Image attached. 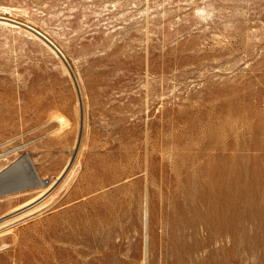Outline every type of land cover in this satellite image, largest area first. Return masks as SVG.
Masks as SVG:
<instances>
[{
    "label": "rangeland",
    "instance_id": "rangeland-1",
    "mask_svg": "<svg viewBox=\"0 0 264 264\" xmlns=\"http://www.w3.org/2000/svg\"><path fill=\"white\" fill-rule=\"evenodd\" d=\"M0 17V264H264V0Z\"/></svg>",
    "mask_w": 264,
    "mask_h": 264
},
{
    "label": "bare ground",
    "instance_id": "bare-ground-1",
    "mask_svg": "<svg viewBox=\"0 0 264 264\" xmlns=\"http://www.w3.org/2000/svg\"><path fill=\"white\" fill-rule=\"evenodd\" d=\"M10 7V6H9ZM8 7V8H9ZM25 11V10H24ZM9 18H5V17H0V23L4 24V25H11V23H9ZM14 24V23H13ZM17 26V25H15ZM4 27V26H3ZM7 27V26H6ZM9 28V27H8ZM14 29V28H13ZM17 31H19L18 29H16ZM20 32V31H19ZM25 33V32H24ZM22 34V33H21ZM32 34V33H31ZM30 34V35H31ZM46 37V36H45ZM58 51V50H57ZM62 51V50H61ZM59 54V53H58ZM64 54V53H63ZM59 120L61 122V125H65L67 120H66V117L64 116H59ZM3 155V154H2ZM2 162V160L0 161ZM4 164V163H2ZM1 165V164H0ZM5 165V164H4ZM3 167V166H2ZM1 168V167H0ZM4 168V167H3ZM6 168V167H5ZM2 169V168H1ZM9 197V196H8ZM1 198H4V197H1ZM3 200V199H2ZM30 202H27L26 204H28ZM26 213L22 214V215H19L17 217H14V218H10L8 220H5L3 222L0 223V226L3 225V224H6L12 220H15L16 218L18 217H21L23 215H25ZM149 218H150V212H149V202H148V197H146V200H145V209H144V228H145V234H144V253H145V262L147 264V256H148V252H149V240H150V234H149Z\"/></svg>",
    "mask_w": 264,
    "mask_h": 264
},
{
    "label": "water",
    "instance_id": "water-1",
    "mask_svg": "<svg viewBox=\"0 0 264 264\" xmlns=\"http://www.w3.org/2000/svg\"><path fill=\"white\" fill-rule=\"evenodd\" d=\"M63 56V55H62ZM64 57V56H63Z\"/></svg>",
    "mask_w": 264,
    "mask_h": 264
}]
</instances>
